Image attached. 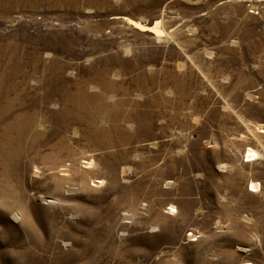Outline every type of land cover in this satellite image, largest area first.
Instances as JSON below:
<instances>
[{"label":"rangeland","instance_id":"374dc122","mask_svg":"<svg viewBox=\"0 0 264 264\" xmlns=\"http://www.w3.org/2000/svg\"><path fill=\"white\" fill-rule=\"evenodd\" d=\"M0 264H264V0H0Z\"/></svg>","mask_w":264,"mask_h":264},{"label":"bare ground","instance_id":"6f19581e","mask_svg":"<svg viewBox=\"0 0 264 264\" xmlns=\"http://www.w3.org/2000/svg\"><path fill=\"white\" fill-rule=\"evenodd\" d=\"M162 35V34H161Z\"/></svg>","mask_w":264,"mask_h":264}]
</instances>
